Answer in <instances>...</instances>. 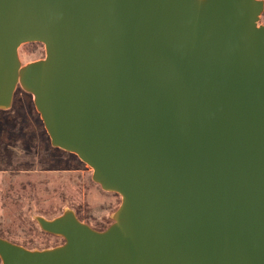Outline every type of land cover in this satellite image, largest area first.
<instances>
[{"label": "water", "instance_id": "1", "mask_svg": "<svg viewBox=\"0 0 264 264\" xmlns=\"http://www.w3.org/2000/svg\"><path fill=\"white\" fill-rule=\"evenodd\" d=\"M264 0H0V110L19 85L52 145L122 204L73 211L3 264H264ZM45 46L22 66L19 48Z\"/></svg>", "mask_w": 264, "mask_h": 264}, {"label": "rangeland", "instance_id": "2", "mask_svg": "<svg viewBox=\"0 0 264 264\" xmlns=\"http://www.w3.org/2000/svg\"><path fill=\"white\" fill-rule=\"evenodd\" d=\"M19 58L23 67L43 60L45 46L24 44ZM121 204L119 194L94 182L89 165L52 145L33 95L19 85L11 108L0 110V233L30 250L51 248L64 239L44 232L37 217L80 212L83 223L100 231L114 222Z\"/></svg>", "mask_w": 264, "mask_h": 264}, {"label": "trees", "instance_id": "3", "mask_svg": "<svg viewBox=\"0 0 264 264\" xmlns=\"http://www.w3.org/2000/svg\"><path fill=\"white\" fill-rule=\"evenodd\" d=\"M262 16H264V13H263V15ZM76 216L78 217V219L81 221V222H84V218L81 216V214H80V212L79 213H77L76 214ZM106 230V229H105ZM100 231H104V230H100ZM0 237L1 238H4V239H6V240H8L7 238H5L4 236H3V234H1L0 233ZM10 241V240H9ZM13 243H15V244H17V245H20V246H22L21 244H19V243H16V242H13ZM58 246H60V245H57V246H54V247H58ZM23 247H25L24 245H23ZM54 247H51V248H54ZM26 248V247H25ZM28 249V248H27ZM46 249H50V248H44V249H41V250H46ZM30 250V249H29Z\"/></svg>", "mask_w": 264, "mask_h": 264}]
</instances>
